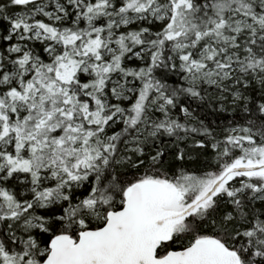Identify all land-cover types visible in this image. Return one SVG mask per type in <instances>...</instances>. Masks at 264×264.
Here are the masks:
<instances>
[{
    "label": "snow or ice",
    "instance_id": "obj_1",
    "mask_svg": "<svg viewBox=\"0 0 264 264\" xmlns=\"http://www.w3.org/2000/svg\"><path fill=\"white\" fill-rule=\"evenodd\" d=\"M0 264H264V0H0Z\"/></svg>",
    "mask_w": 264,
    "mask_h": 264
}]
</instances>
